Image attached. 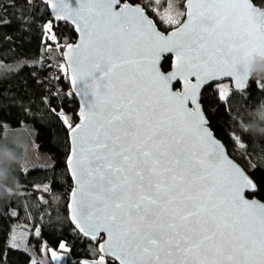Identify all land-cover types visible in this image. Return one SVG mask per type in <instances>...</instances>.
<instances>
[{
  "label": "snow or ice",
  "instance_id": "snow-or-ice-1",
  "mask_svg": "<svg viewBox=\"0 0 264 264\" xmlns=\"http://www.w3.org/2000/svg\"><path fill=\"white\" fill-rule=\"evenodd\" d=\"M39 3L51 15L42 26L48 40L59 46L60 22L78 33L61 68L84 104L82 123L63 122L70 221L96 242L94 264H264V202L255 199L264 168L248 172L228 159L205 107L213 88L226 106L222 78L244 89L264 60V9L252 0H186L180 13L166 0L163 20L176 27L165 34L149 15L160 18L161 0H11L18 11L0 7V27L12 24L9 15L32 27L43 19ZM59 248L71 251L63 241Z\"/></svg>",
  "mask_w": 264,
  "mask_h": 264
},
{
  "label": "trees",
  "instance_id": "trees-1",
  "mask_svg": "<svg viewBox=\"0 0 264 264\" xmlns=\"http://www.w3.org/2000/svg\"><path fill=\"white\" fill-rule=\"evenodd\" d=\"M10 2L4 0L0 7L15 14L18 9L8 7ZM252 2L264 9L261 0ZM184 3L177 0L181 13H185ZM37 6V16L43 19H38L32 27H19L13 15L7 17L12 20L10 26L0 27V251L5 253V264H35L31 254L11 243L16 227H25L36 249L46 246L65 253L67 264H86L96 259V242L78 235L70 222L68 205L73 183L66 164L70 129L60 115L63 111L70 113L75 126L79 103L65 77L58 86V81L48 76L52 67H60L64 62L62 52L77 36L70 25L59 23L53 29L59 46L56 41L48 40L42 26L51 15L46 14L44 4ZM154 7L163 12L166 0ZM149 15L161 31L167 33L173 29L174 25H165L151 12ZM180 20L183 22L184 16ZM166 59L165 68L170 71L172 61ZM37 80L41 83H36ZM257 83L261 87H257ZM227 87L229 102L226 106L215 100L214 88L208 90V95L213 97L205 102V107L211 106L210 128L227 147L230 156L248 172L253 165L264 168V73L252 79L245 94L233 91L229 84ZM24 124L34 127L38 148L54 161L51 168L24 170L23 148L1 143L8 128L16 129ZM239 147L243 149L242 157L247 166L234 156ZM45 187L49 189L47 192ZM256 197L264 202V194ZM61 241L71 251L60 249Z\"/></svg>",
  "mask_w": 264,
  "mask_h": 264
},
{
  "label": "rangeland",
  "instance_id": "rangeland-1",
  "mask_svg": "<svg viewBox=\"0 0 264 264\" xmlns=\"http://www.w3.org/2000/svg\"><path fill=\"white\" fill-rule=\"evenodd\" d=\"M174 8L176 10H181L177 4V0H171ZM181 13V12H180ZM164 11L160 13V21L167 26H172L163 20ZM177 19H180L181 16H177ZM176 26H173V29ZM172 29V30H173ZM171 31V30H170ZM166 33V32H165ZM61 65H65L64 62ZM60 65V67H61ZM231 84L229 82H225L220 84L222 87H225L229 90ZM61 117H67L68 122L73 124V117L70 113L60 112ZM67 126V125H66ZM35 134L36 131L31 124H24L19 128H8L1 139V143L4 144H14L23 148V168L24 170H29L32 168H51L54 165V161L51 156L43 151H41L36 142H35ZM243 150L239 147L238 151L234 154V156L241 160L244 164L247 162L242 157ZM247 166V164H246ZM249 167V166H248ZM30 232L25 227H16L11 235V243L15 248L28 252L33 257V262L35 264H67V257L65 253L60 251H56L53 249H48L46 246H43L41 250L36 249L30 243ZM56 251L58 255L64 257L61 261H53L51 258V252ZM95 261V260H94ZM94 261H87L86 264H94Z\"/></svg>",
  "mask_w": 264,
  "mask_h": 264
},
{
  "label": "water",
  "instance_id": "water-1",
  "mask_svg": "<svg viewBox=\"0 0 264 264\" xmlns=\"http://www.w3.org/2000/svg\"><path fill=\"white\" fill-rule=\"evenodd\" d=\"M185 1V3H184V11H185V13H186V11H187V8H186V0H184ZM253 3V2H252ZM253 5H254V3H253ZM255 6V5H254ZM257 7V6H256ZM259 8V7H258ZM186 17L184 16V19H185ZM60 23H64V22H60ZM68 25H70V24H68ZM72 28H73V26L72 25H70ZM159 28V27H158ZM73 30H74V28H73ZM160 30V29H159ZM174 30V29H173ZM173 30H171V31H169V32H167V33H165V34H170ZM74 32H75V30H74ZM75 34H76V36H77V40L74 42V43H72V44H75V43H77L78 42V33H76L75 32ZM66 52H67V49L65 48L64 49V51H63V53H62V56H63V59H64V62H65V65H66V62H67V55H66ZM167 58H171V61H172V63H171V70H172V67H173V65H174V62H175V58H174V56L172 55V54H168V56H167ZM237 71L240 73V74H244L245 73V71H246V68H245V65L244 64H238L237 66ZM170 70V71H171ZM264 73V60H260V59H258L257 61H256V63H254L252 66H251V72H250V74H249V78H248V80H247V87L246 88H244V89H240V90H237V89H235V82L231 79V78H228V77H224V78H222V80L219 82L220 84H222V83H225V82H229V83H231V87H232V89H233V91H235V92H239V93H241V94H245L246 92H247V90H248V88H249V86H250V83H251V81H252V79L256 76V75H260V74H263ZM70 74H71V70L69 69V74H68V80H69V82H70V85H71V89H72V92H73V95L75 96V98L77 99V101H78V103H79V109H78V112H77V119H78V121H77V123L76 124H79V123H82V117H81V115L79 114L82 110H84V104L82 103V101H81V98L79 97V96H77L75 93H76V91H77V89L76 88H74L73 87V85L71 84V79H70ZM75 124V125H76ZM212 131V130H211ZM212 133H213V135H214V137L216 138V136H215V134H214V132L212 131ZM69 139H70V131H69ZM217 139V138H216ZM218 140V139H217ZM218 141H220V140H218ZM221 142V141H220ZM222 143V142H221ZM223 144V143H222ZM224 145V144H223ZM225 150H226V155H227V157H228V159L229 160H231L234 164H236L238 167H240V168H242L239 164H237L229 155H228V152H227V149H226V147H225ZM67 169H68V166H67ZM243 169V168H242ZM68 173H69V169H68ZM71 178V177H70ZM71 181H72V183H73V187H74V181H73V179L71 178ZM255 199H257V200H259L257 197H255ZM260 201V200H259ZM262 202V201H261ZM68 211H69V218H70V214H71V203L69 202V205H68ZM71 222V221H70ZM72 224V223H71ZM73 225V224H72ZM73 227H75L74 225H73ZM85 239H87V240H89L88 238H85ZM91 241V240H90ZM95 242V241H94Z\"/></svg>",
  "mask_w": 264,
  "mask_h": 264
},
{
  "label": "bare ground",
  "instance_id": "bare-ground-1",
  "mask_svg": "<svg viewBox=\"0 0 264 264\" xmlns=\"http://www.w3.org/2000/svg\"><path fill=\"white\" fill-rule=\"evenodd\" d=\"M53 71H54V68L52 67V69H50L49 71H48V76L50 77V79H52L53 81L55 80V82H57L58 81V86H60V84H61V82H62V76L60 75V74H58V73H56L55 74V77L56 78H54L53 77ZM57 77H58V79H57ZM66 78V80H68V77H65ZM68 82H69V80H68ZM69 84H70V82H69ZM58 86L56 87V88H58ZM70 89H71V85H70ZM71 91H72V89H71ZM73 93V92H72ZM217 138V137H216ZM219 140V139H218ZM225 146V145H224ZM226 147V146H225ZM226 149H227V147H226ZM227 152H228V149H227ZM228 155L230 156V154H229V152H228ZM231 157V156H230ZM232 158V157H231ZM233 159V158H232ZM234 160V159H233ZM235 161V160H234ZM236 163H237V161H235ZM237 164H239V163H237ZM240 165V164H239ZM241 166V165H240ZM242 168H243V170H246L243 166H241ZM247 171V170H246ZM261 201V200H260ZM263 202V201H262Z\"/></svg>",
  "mask_w": 264,
  "mask_h": 264
},
{
  "label": "built area",
  "instance_id": "built-area-1",
  "mask_svg": "<svg viewBox=\"0 0 264 264\" xmlns=\"http://www.w3.org/2000/svg\"><path fill=\"white\" fill-rule=\"evenodd\" d=\"M56 73L60 74L62 77H63V75H64V74H63V71H62L60 68H58V67H55V68H54V71H53V77H54V78H56V77H55V74H56Z\"/></svg>",
  "mask_w": 264,
  "mask_h": 264
}]
</instances>
